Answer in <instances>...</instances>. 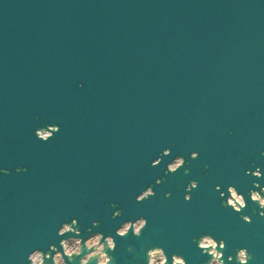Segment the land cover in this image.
Here are the masks:
<instances>
[{
    "label": "water",
    "instance_id": "obj_1",
    "mask_svg": "<svg viewBox=\"0 0 264 264\" xmlns=\"http://www.w3.org/2000/svg\"><path fill=\"white\" fill-rule=\"evenodd\" d=\"M27 85L40 90L30 99L45 106L37 116L21 96ZM50 124L60 131L27 150V135ZM165 148L172 155L153 168ZM176 156L185 165L169 174ZM256 166L264 168V0H0L3 264H28L72 218L86 239L90 228L115 237L139 217L147 227L115 237L112 264H143L153 246L169 264L173 253L207 264L196 247L204 234L226 241L225 256L248 247L252 264H264L258 206L236 214L215 191L234 185L246 195L253 178L244 172ZM149 186L156 195L137 203Z\"/></svg>",
    "mask_w": 264,
    "mask_h": 264
},
{
    "label": "clouds",
    "instance_id": "obj_2",
    "mask_svg": "<svg viewBox=\"0 0 264 264\" xmlns=\"http://www.w3.org/2000/svg\"><path fill=\"white\" fill-rule=\"evenodd\" d=\"M60 131L59 125H48L47 129H36L35 136L41 142H47L54 134ZM172 155L171 149L165 148L161 156L151 161L153 168L161 165L164 157ZM190 158L195 160L199 158V153L191 152ZM185 165L183 156H176L167 163L166 171L169 174H175ZM4 171L0 169V172ZM245 176L253 178L252 186L248 189L247 194L240 192L236 186L228 185L226 192L221 185H216L215 191L219 193V198L224 201L225 206L230 208L234 213L241 214L248 206V202L258 206V217L264 219V185L260 181L264 180V168L256 166L253 169H246ZM156 185L161 184V180L155 181ZM198 188L196 180L190 181L185 188L184 200L190 202L192 197L190 193ZM155 191L151 186L140 191L135 196L137 203H141L148 198L154 197ZM170 193H165V196H170ZM113 216L118 218L120 212H113ZM243 223L251 224L252 217L242 215ZM148 220L144 217L125 220L120 223L115 230V237L124 238L129 232L133 236L140 237L142 231L147 227ZM99 227L98 221L92 222V228ZM68 238H65V237ZM84 233L79 230V221L72 218L70 222H62L56 230L57 241L47 245V249L35 248L27 255L28 264H73L74 257H79L78 264H112V257L109 255L116 249V239L113 235H105L103 232H92L88 230L87 238L84 239ZM83 242V243H82ZM196 247L201 254L210 257L207 264H252V257L248 247H240L235 251V254L225 256L227 243L224 239H217L212 234L201 235L196 240ZM131 251V249H129ZM146 262L143 264H169V253L162 246H153L146 249L144 252ZM171 264H188L185 257L178 254H171ZM0 264L3 261L0 260Z\"/></svg>",
    "mask_w": 264,
    "mask_h": 264
}]
</instances>
